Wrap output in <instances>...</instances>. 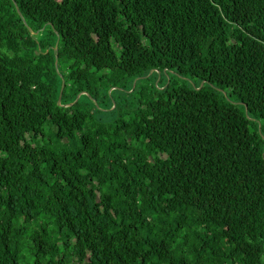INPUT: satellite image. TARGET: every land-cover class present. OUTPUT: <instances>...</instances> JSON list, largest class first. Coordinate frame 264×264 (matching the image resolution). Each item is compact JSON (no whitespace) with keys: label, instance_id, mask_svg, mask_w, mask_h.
Segmentation results:
<instances>
[{"label":"trees","instance_id":"16d2710c","mask_svg":"<svg viewBox=\"0 0 264 264\" xmlns=\"http://www.w3.org/2000/svg\"><path fill=\"white\" fill-rule=\"evenodd\" d=\"M0 264H264V0H0Z\"/></svg>","mask_w":264,"mask_h":264},{"label":"water","instance_id":"95a60500","mask_svg":"<svg viewBox=\"0 0 264 264\" xmlns=\"http://www.w3.org/2000/svg\"><path fill=\"white\" fill-rule=\"evenodd\" d=\"M18 10V9H17ZM57 40H56V43H55V45H54V50L56 51L57 50ZM54 63H55V66H57V53L55 54V59H54ZM151 72V71H150ZM134 82H135V80L133 81V85H134ZM64 80L62 79L61 80V87H60V91H59V95H58V99H57V103L58 104H60V99H61V93H62V91H63V88H64ZM202 85V82H201V84H200V86ZM84 92V91H83ZM82 92H79L77 95H76V98H75V100L73 101V102H75L78 98H79V96H80V94H81ZM86 93V92H85Z\"/></svg>","mask_w":264,"mask_h":264}]
</instances>
